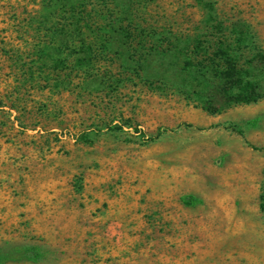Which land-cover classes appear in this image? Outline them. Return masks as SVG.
I'll return each mask as SVG.
<instances>
[{
    "label": "rangeland",
    "instance_id": "374dc122",
    "mask_svg": "<svg viewBox=\"0 0 264 264\" xmlns=\"http://www.w3.org/2000/svg\"><path fill=\"white\" fill-rule=\"evenodd\" d=\"M0 264H264V0H0Z\"/></svg>",
    "mask_w": 264,
    "mask_h": 264
},
{
    "label": "trees",
    "instance_id": "16d2710c",
    "mask_svg": "<svg viewBox=\"0 0 264 264\" xmlns=\"http://www.w3.org/2000/svg\"><path fill=\"white\" fill-rule=\"evenodd\" d=\"M230 68L232 69V72H229L226 70L225 76L227 79H230L234 76H239V78L241 77V73H240V69H238V67L234 66H230ZM262 97V94H253V95H246V96H242L239 98H236V102H241V101H255L258 100L259 98ZM184 201L190 205L194 204L197 202L196 198L192 195H185L183 197Z\"/></svg>",
    "mask_w": 264,
    "mask_h": 264
}]
</instances>
